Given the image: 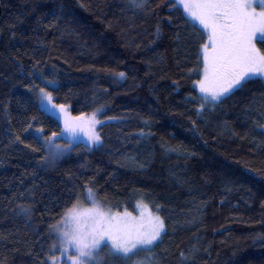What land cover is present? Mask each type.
Masks as SVG:
<instances>
[{
    "label": "trees",
    "instance_id": "1",
    "mask_svg": "<svg viewBox=\"0 0 264 264\" xmlns=\"http://www.w3.org/2000/svg\"><path fill=\"white\" fill-rule=\"evenodd\" d=\"M149 2L154 12L130 0H0L3 264H40L50 218L89 183L113 209L160 207L158 264H264V79L197 115L203 28L169 0ZM32 73L57 81L48 90L72 115L104 106L101 144L79 142L52 166L25 147H38L37 128L60 131L29 90ZM28 123L24 143H12ZM21 204L33 206L31 216ZM147 256L125 259L105 245L98 254L100 264Z\"/></svg>",
    "mask_w": 264,
    "mask_h": 264
},
{
    "label": "snow or ice",
    "instance_id": "2",
    "mask_svg": "<svg viewBox=\"0 0 264 264\" xmlns=\"http://www.w3.org/2000/svg\"><path fill=\"white\" fill-rule=\"evenodd\" d=\"M169 3L171 9L187 13L203 28L202 59L197 69L200 78L193 85L199 90L197 115L221 103L254 76H264V51L257 48L255 42L258 34L264 42V0H169ZM130 4L147 12L155 11L149 0H130ZM156 32H160L159 25ZM31 75L35 79L29 90L36 93L40 111L57 123L62 120L63 129L59 134L53 131L48 135L43 127L37 128L30 135L38 147L32 144H25V147L32 152L42 151L44 164L54 165L72 150L79 133H83L91 145L102 143L97 126L102 125L99 116L105 115L104 106L94 109L91 114L72 116L65 103L55 102L53 91L58 90L57 81L46 78L43 73ZM118 75L124 77L125 74ZM32 127V123H28L16 133L12 143H24L22 136ZM65 131L68 137L60 144L57 141L64 139ZM88 204L90 206H86ZM137 207L141 209L138 218L127 210L113 212L111 208H105L91 183L84 185L82 193L70 197L62 210L50 218L47 235L51 243L40 264H100L101 245L107 246L112 255L119 254L125 259L147 252L149 256L136 264H158L152 250L163 242L165 220L158 214V205H154L155 212L143 201H138ZM19 211L31 216L33 206L21 204ZM180 256L188 259L184 252Z\"/></svg>",
    "mask_w": 264,
    "mask_h": 264
},
{
    "label": "rangeland",
    "instance_id": "3",
    "mask_svg": "<svg viewBox=\"0 0 264 264\" xmlns=\"http://www.w3.org/2000/svg\"><path fill=\"white\" fill-rule=\"evenodd\" d=\"M257 11H259V7H257ZM187 14V13H186ZM190 19L192 20V21H194L191 17H190ZM197 25H199V23H198V21H194ZM200 27H202L201 25H199ZM259 38V34L257 35V39ZM258 76H260V75H258ZM263 77V79H264V76H262ZM200 78V77H199ZM197 90H198V88H197ZM199 91V90H198ZM36 100H37V102H38V104H39V101H38V98H37V95H36ZM69 111V110H68ZM71 114V113H70ZM72 115V114H71ZM72 116H78V115H72ZM59 124H60V131L58 132V134L61 132V130L63 129V123H62V120L59 122ZM97 130H98V126H97ZM99 131V130H98ZM67 137H68V133L65 131V133H64V139H60V140H58L57 142L58 143H60V144H63V143H65V140L67 139ZM79 142H83V143H85L89 148H92V147H94V146H96V145H91V144H89L88 143V141H87V139H86V137H85V135L83 134V133H79L78 135H77V138H76V142L74 143V145L75 144H78ZM73 145V146H74ZM72 146V147H73ZM45 165H47V166H52V165H48V164H45ZM143 203H145V202H143ZM146 204V203H145ZM105 205V208L107 209V208H111V210L113 211V212H116V211H119V212H123V211H125V210H123V211H120V210H116V209H113L112 207H110V206H108V205H106V204H104ZM86 206H90V204H88V205H86ZM150 207V206H149ZM153 212H155L154 210H152ZM128 212H131V211H128ZM132 213V215L133 216H135V217H139L140 215H141V209L139 208V207H137V205H136V208H135V211L134 212H131ZM107 242H105V244H106ZM103 245H101V247H102ZM108 248V247H107ZM108 250H109V248H108Z\"/></svg>",
    "mask_w": 264,
    "mask_h": 264
}]
</instances>
